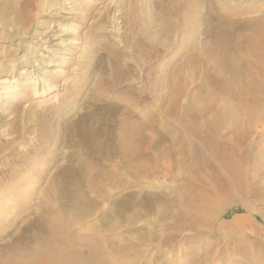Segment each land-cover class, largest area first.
<instances>
[{"label":"bare ground","instance_id":"6f19581e","mask_svg":"<svg viewBox=\"0 0 264 264\" xmlns=\"http://www.w3.org/2000/svg\"><path fill=\"white\" fill-rule=\"evenodd\" d=\"M158 18L143 25L145 48L109 55L79 120L39 115L78 152L43 189H10L18 213L0 231V264H212L211 239L237 233L261 239L236 248L238 263L264 264L252 218L220 222L235 196L264 220V0H167ZM178 37L170 63L157 64ZM44 81L0 84L16 100ZM18 222L25 232L4 240Z\"/></svg>","mask_w":264,"mask_h":264},{"label":"rangeland","instance_id":"374dc122","mask_svg":"<svg viewBox=\"0 0 264 264\" xmlns=\"http://www.w3.org/2000/svg\"><path fill=\"white\" fill-rule=\"evenodd\" d=\"M166 2L0 0V83L6 79L17 80L19 84H24L28 79L35 82L45 80L35 86L37 93L22 87L26 95L16 100L3 96L4 89L0 84V104L6 106L0 108V209L10 207L6 216H0L1 232L13 225L14 216L18 213L15 202L20 190L13 192L10 189H15V186L25 190L32 187L35 191L38 187L43 189L50 181V175H55L57 170L65 169L70 164L71 152H78L71 145L64 144L70 141V133H61L59 138L56 126L45 128L46 122L43 120H49L54 125L57 121H68L70 124L79 120L85 114L83 104L88 91L95 80L107 71V66L112 65L109 60L112 56L109 55L124 52L126 57L133 56L135 46L145 48L141 39L143 25L149 19L158 22V13ZM149 15L152 16L149 18ZM179 40L180 37L174 39L163 55L156 59L157 64L165 67L170 63L177 50L175 41L179 43ZM182 54L185 53L179 55L182 57ZM11 64L19 66L12 74V69L11 72L9 69ZM58 65L62 66L61 69ZM45 78L52 79L49 85H46ZM135 85L140 87L141 81H136ZM108 86L104 88L108 89ZM112 88H109L111 92L118 93ZM41 114L43 120L39 118ZM38 118L39 122L36 123ZM39 123H42V128L37 127ZM35 191L31 195H35ZM42 195L43 192L39 191V195L33 198L37 200ZM245 198L249 199L248 196ZM244 200L233 197V203L224 208L220 222L230 223L236 217H250L264 231L263 217L247 209ZM256 205L261 208L264 203L256 202ZM32 206L36 204L32 202ZM22 226L20 222L18 226L14 225L9 231L12 233H8L4 240H10L13 232H25ZM160 234L164 235V229ZM214 238L211 239V249L214 251L212 264H240V246L261 241L259 237L241 233L229 237L225 242ZM182 242L178 240L175 246L180 248ZM163 247L167 249L170 245L163 244ZM180 255L177 257L182 258Z\"/></svg>","mask_w":264,"mask_h":264}]
</instances>
